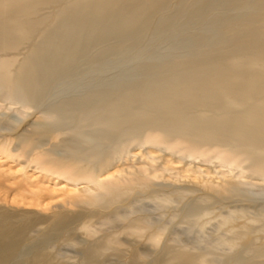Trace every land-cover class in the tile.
<instances>
[{"label":"bare ground","instance_id":"1","mask_svg":"<svg viewBox=\"0 0 264 264\" xmlns=\"http://www.w3.org/2000/svg\"><path fill=\"white\" fill-rule=\"evenodd\" d=\"M186 3L187 0H181L175 10L185 8ZM53 4L61 5L60 10L51 16L40 15V6ZM166 6L167 0H0V101L32 108L46 86L58 76L65 77L64 71L85 57V51L105 34H115L118 41L114 48L105 44L103 53H123L124 36L146 31L153 16ZM251 6L254 10L247 12L244 20L214 32L211 46L203 48L197 44L192 53L197 54L196 58L144 65L147 78L123 82L120 80L124 75H120L108 80L114 81L107 84L112 86L109 89L102 88L107 80H101L85 93L74 91L69 97H62L67 92L58 88L46 96L48 99L40 109L45 118L26 136L22 153H33L37 138L56 139L63 135L68 157L45 151L35 154L34 159L47 171L91 184L85 190L88 196L83 203L87 206L111 209L136 194L164 204L176 199L185 218L200 229L210 222L211 209L219 205L226 211L218 214V225L233 223L223 240L231 252L223 260L264 264V241L254 245L249 239L242 249L243 242L237 244L251 235L253 224L258 223L264 234V197L251 199L240 193L244 186L264 182V1L253 0ZM197 8L193 18L198 20L202 10ZM49 19L52 27L48 30L44 25ZM166 19L162 16L157 27L164 26ZM196 43L193 41L189 47ZM20 47L27 50L15 67V57L1 58ZM94 60L92 56L87 63ZM95 63L101 70L106 66ZM72 100L76 103L70 106ZM138 148H152L170 156L172 161L187 160L193 166L215 163V167L225 168L228 176L210 182L200 178L191 188L158 184L155 180L160 175L126 173L115 179H99L109 162L121 160ZM244 202L256 211L251 216H245L243 204L235 205ZM120 218L128 221L127 216ZM67 219L66 215H59L50 225L51 230L63 227ZM238 219H243V223L234 225ZM44 221L0 213V264L31 255V242H42L44 238ZM154 225L146 218L129 220L123 230L132 238L121 243L116 235L108 233L87 248L83 262L103 264L106 254L119 259L128 252L129 264H137L145 253L135 245L145 237L154 245L164 233ZM80 229L96 232L86 222ZM190 249L171 250V264L213 263L203 252ZM48 255L36 250L25 264H49Z\"/></svg>","mask_w":264,"mask_h":264},{"label":"rangeland","instance_id":"2","mask_svg":"<svg viewBox=\"0 0 264 264\" xmlns=\"http://www.w3.org/2000/svg\"><path fill=\"white\" fill-rule=\"evenodd\" d=\"M180 1L167 0V8L153 16L146 31L136 32L134 35L130 32L127 33L123 39L126 47L123 53L114 50L109 54L103 53L101 49L105 44H110V47L114 48L118 41L115 34H105L100 39L102 44L99 41L91 48H86L85 57L76 60L72 67L64 71L65 77L58 76L51 81L52 84L46 86L40 96L33 101L32 108L24 109L19 105L5 104L0 101V213L23 215L25 219L30 221L45 220L44 238L42 242L36 240L31 242V255L29 254L24 260L12 259L7 264H25L27 258L33 256L39 249L40 252L49 254V257L46 258L49 264H86L83 262V255L87 248L104 235L108 233L116 235L121 243L126 238H132L126 229L123 230V227L129 220L136 217L150 220L155 224L154 226L162 228V233L164 232L158 243L154 245L147 241L146 237L135 245L145 253L143 258L137 260V264H171L169 260L170 251L183 249V247L186 250L191 248L190 251L203 252L205 257L213 262L212 264H239L240 261L236 262L234 259L223 260L224 255L231 252L223 244V240L229 235L228 229L233 223L218 225L220 222L218 214L226 211L219 205H215L211 209L212 213L208 216L210 222L200 229L193 227L190 221L185 218L181 212V204L178 205L176 199L167 205L157 200L144 197L141 199L136 194L131 195L126 201L119 202L111 209L87 206L83 201L88 196L85 190L91 188V184H85L84 181H77L47 171L44 165L36 164L37 160L34 159L35 154L45 151L52 152L53 156L57 155L56 157H68L67 141L63 135L56 139L50 137L37 138L33 153H22L25 150L23 141L26 136L31 135L33 129L45 118L40 109L44 107L48 97L58 88H61L60 92L62 90L67 92V95L62 97H69L71 94L74 95L72 93L74 91L79 92V94L85 93L92 86L99 84L101 80L108 81L120 75H124L120 81L135 83L140 79L147 78L143 74L146 70L144 65H158L163 60L175 61L180 58H196L197 54L192 53L197 44H201L203 48L211 46V35L214 32L222 31L233 22L244 20L247 12L254 10L251 6L253 0H187L185 8L177 12L175 6ZM197 7H201L202 10L198 20L193 18ZM60 8L61 5L59 4L40 6V15H54ZM167 9H171V11ZM174 13L175 15H173ZM162 16L168 17V19L165 20L164 26L157 27ZM30 19H35V17ZM48 21L44 28L49 30L52 23L50 19ZM156 27L157 29H155ZM193 41L198 43L189 47ZM26 50L25 47H20L16 52L2 55L1 58L10 60L11 57H15L14 65H12L15 67ZM92 56L95 60L89 65L87 61L91 60ZM95 62L106 64V66H103L105 68L101 70L98 66L95 67ZM89 69H92L91 73L88 71ZM107 81L105 87L101 85L103 89L112 87L107 84L114 81ZM46 96L48 97L46 98ZM72 103L75 105L76 100L70 101L69 105L71 106ZM215 166V163H198L193 166L192 163L188 164L187 160L172 161L170 156L152 148H138L133 149L129 156L121 160L109 162L105 173L99 179H115L126 173L147 177L160 175L159 179L155 180L158 184L191 188L200 178L210 182L228 176L224 173L225 168ZM257 184L242 187L240 193L251 199L264 197V182H257ZM195 194L193 193V196ZM136 198L140 200L135 201ZM239 204H243L245 216H251V213L256 212L245 202L235 203V205ZM114 211H116V215ZM62 214L68 217L67 223L58 230L57 228L51 230L50 225H53L58 216ZM222 214L225 215V213ZM123 215L128 217L126 219L128 221L121 220L120 217ZM243 221V219H238L234 225L237 224L238 226ZM85 222L90 226V229L96 232L91 234L81 230L80 226ZM257 226L258 223L253 224L254 228L251 235L238 240L237 244L243 242V245L240 244L241 249L249 239L254 245L263 244L264 234ZM121 248L126 249L127 247L121 246ZM125 254L119 259L106 254L103 264H129L131 256L128 252Z\"/></svg>","mask_w":264,"mask_h":264}]
</instances>
